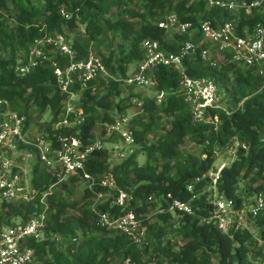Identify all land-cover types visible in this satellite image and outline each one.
<instances>
[{
    "label": "trees",
    "instance_id": "1",
    "mask_svg": "<svg viewBox=\"0 0 264 264\" xmlns=\"http://www.w3.org/2000/svg\"><path fill=\"white\" fill-rule=\"evenodd\" d=\"M35 1L42 2L43 8L38 7ZM61 8L71 13L70 19L65 20L62 17ZM0 9L4 11L0 10V51L7 52L0 56V99H7L11 109L26 116L25 130L28 128L33 106L38 107L39 113L51 111L50 119L40 127L42 133L48 134L52 133L51 127L58 121L60 102L65 97L57 87L52 67L40 65L23 76L14 70L17 53L21 49L26 51L34 39L44 33L62 32L64 27L72 31L81 25L84 34L71 39L76 51L75 59L79 60L88 54L93 45L99 44L103 36L111 32L113 37L122 39V43L118 45L120 56L115 61V66L111 64L112 53L106 60L102 59L112 74L125 78L129 65H135L143 57L141 43L145 38L155 39L161 49L175 53L179 52L181 43L189 38L187 34L179 35L158 27L153 18L175 13L180 21H190L196 26L200 20L208 19L216 24L234 17L233 13L226 10L206 8L203 0H0ZM5 15L13 18L14 27L4 22ZM263 19L264 12L255 9L250 13L241 11L236 19L237 29L242 33V28L246 26L251 31L255 23ZM192 38L199 39L197 35ZM203 45L208 46L207 43ZM199 50L184 59L186 71L192 76L210 78L217 85L219 93L222 89L235 104H241L240 107L232 109L230 114L222 109H212L211 114L218 116L221 125L219 128L212 122L195 125L191 121L190 109L179 97L178 72L170 67H157L152 81L157 91L164 93V97L160 103L155 99L143 98L141 105L150 120L145 122L132 118L131 125L134 129L135 145L147 143V134L155 128V118L167 119L164 134L144 145L147 158L141 165L137 163L135 151L114 165L108 163L109 153L106 147L93 153L94 156L86 163V170L98 177L94 192L111 194L94 209L98 212L108 211L114 216L131 209L146 226L145 239H149L150 233L160 238L164 233L154 223H149V217L141 215L147 212L148 205L165 208L167 194L182 201H188L194 196L193 214L177 212L181 217L176 229L182 238L181 244H177L178 249L170 245L156 247L160 257L154 264H212L214 256L216 264H253L247 255L253 248L248 230L231 231L227 235L217 229L212 219L209 222L203 221L212 216L214 209L206 191L210 180L204 175L213 165L216 147L224 146L234 139L241 141L246 149H240L237 158L222 168L216 189L233 200L235 207H239L243 198L238 191V183L240 179L248 178L249 184L242 193L249 194L254 191L261 192L264 196V77L255 74L252 69L235 65L228 52L224 53L223 61L217 65L203 62L199 57ZM53 56L61 65L66 62V58ZM96 86L104 89V92L101 94L95 91ZM120 86L121 81L114 80L108 83L104 80L90 82L88 88L82 92L79 102L83 121L71 127L60 126L55 131L74 135L84 143L95 139L94 128L97 122H112L114 118L109 111L114 110L120 115L125 112L131 100L132 95L120 97ZM97 110H102V114ZM187 138L195 143L205 141L204 157L188 155L177 159ZM106 172L112 173L115 188L99 184V177ZM252 173L253 176H249ZM198 176L201 181L194 183L192 191H189L187 185ZM78 178L80 177L76 175L71 176L72 181ZM58 180L56 172L41 168L39 162L35 163L30 184L38 191L39 197ZM118 189L126 191L132 197L124 210L112 204ZM94 192L85 189L87 196L94 197ZM149 196H152V201L148 200ZM47 202L49 209H45L39 201L36 205L3 203L0 207V227L11 224L12 219L18 217L26 218L29 214L45 212L44 238L27 242L42 264L152 262L151 256L146 257L148 242L144 247H138L119 232L114 235L89 237L63 251L58 246L64 245L66 239L76 240L79 235L88 237L89 231L105 228L96 223L97 214L87 206L81 207L80 217L73 221L64 216L66 209L76 203H68L55 193L47 195ZM170 214L169 211L156 212V216L168 224ZM254 219L260 228V237L264 240V210ZM56 237H62V240L59 238L60 241H55ZM46 256L51 259L45 258Z\"/></svg>",
    "mask_w": 264,
    "mask_h": 264
},
{
    "label": "built area",
    "instance_id": "2",
    "mask_svg": "<svg viewBox=\"0 0 264 264\" xmlns=\"http://www.w3.org/2000/svg\"><path fill=\"white\" fill-rule=\"evenodd\" d=\"M206 8H219L234 14L233 18L224 19L222 22L213 24L211 20H200L194 26L190 21H180L175 13H169L158 20L156 24L167 31H174L179 35H188L181 43L179 52H169L160 48L159 42L152 38H145L141 47L143 57L136 62L132 71L126 73V77L119 79L125 84H136L148 86L152 81L154 70L159 66L170 67L178 72L179 88L178 93L181 100L190 109L191 121L195 125L215 123L217 115H212V109H222L220 105V93L217 85L204 76H192L185 68L184 59L193 56L198 49L199 57L203 62L216 65L217 59L208 53L207 43L215 46L218 53L228 52L230 60L238 67L252 69L259 76L264 77V19L255 23L250 31L246 26L242 33L237 29L236 19L241 11L250 13L253 9L264 12V0H203ZM60 14L65 20L71 18V13L65 8L60 9ZM198 36V40L195 36ZM194 37L195 39H193ZM71 36L64 32L44 33L29 44L23 60L17 62L14 70L18 75H26L35 67L50 65L56 79L57 87L61 94H65L60 102L58 121L52 125L51 134L41 131L29 132L25 130L26 116L20 115L11 109L7 99H0V206L3 203H31L36 205L39 201L45 209L49 208L45 191L38 196V191L27 183L25 177L14 169L11 160L4 156V150L16 149L22 145L34 149L36 162L41 168L60 175H76L87 183V188L94 192L97 182V175L86 170V163L94 155L96 150L103 149L105 142L101 138L91 139L84 143L80 138L56 132L60 127H71L83 121V114L78 104H75L76 96L88 88L89 83L99 80L113 78L104 60L95 54L91 49L88 54L79 60L75 59L76 51L72 46ZM58 55L66 58L61 65L53 56ZM164 97L159 92L155 98L160 103ZM227 112V111H226ZM228 113V112H227ZM113 116L112 122H100L101 132L107 136L120 139L123 144L129 147L126 153L119 150L114 144L112 150L117 159H125L134 152L135 136L131 125L132 115L125 111ZM56 144V146H54ZM229 144V143H228ZM221 148H228L231 155H235L240 149H246V145L238 140L231 141L230 145ZM23 146V147H24ZM108 152L110 148H107ZM215 153V152H214ZM225 164L210 168L204 175L210 180L208 187L216 189V182ZM201 177H196L187 185L192 191L194 183L200 182ZM99 184L107 188H115V180L110 172L99 177ZM50 186L49 188H51ZM48 188V189H49ZM217 190V189H216ZM97 201L103 197V192H94ZM191 197L188 201L174 198L171 194L166 196V207L158 206L157 212L169 211L181 214H193L194 204ZM132 197L124 190L118 189L112 204L121 207L123 210L129 205ZM152 201V196L148 197ZM2 203V204H1ZM211 203V201H210ZM212 216L217 229L224 234L247 229V218L256 217L264 210V196L261 192H255L253 200L239 207L234 206L231 199L226 198L222 193L217 194L214 202ZM93 210L97 214V224L101 227L114 230L127 236L138 247H144L146 226L137 218L133 210L127 209L119 215H112L108 211ZM45 212L29 214L26 218H15L11 224L0 227V264H38L35 251L28 245L29 240H40L44 238L46 227ZM264 264V258L260 262Z\"/></svg>",
    "mask_w": 264,
    "mask_h": 264
},
{
    "label": "rangeland",
    "instance_id": "3",
    "mask_svg": "<svg viewBox=\"0 0 264 264\" xmlns=\"http://www.w3.org/2000/svg\"><path fill=\"white\" fill-rule=\"evenodd\" d=\"M38 7L41 9L43 8V4L40 1H35L34 2ZM3 11L2 9H0ZM4 12V11H3ZM166 14V13H165ZM168 14V13H167ZM165 16V15H163ZM162 15H159L156 18H153V22H157L158 20L163 17ZM4 22L10 24L12 27L15 26V22L13 18L9 15H5L4 17ZM138 27V26H137ZM65 34L70 35L71 38H73L76 35H83V27L81 25H78L74 30L70 31L66 27L63 28V31ZM174 34V33H173ZM175 35V34H174ZM173 37V35L171 34ZM122 43V39L118 37H113L111 32H108L107 36H103L101 39V42L99 44H96L95 46L93 45V48L91 49L95 54L99 55L102 57L104 60L109 58L110 53H112V65H116L115 61L119 58V52H118V45ZM208 53L211 57H215L217 59V63H220L223 61L224 57L222 54L218 53L216 50L215 46H210L208 44L207 46ZM7 52L1 50L0 51V56L5 55ZM26 51L21 49L17 53V62L23 60L25 57ZM225 56V55H224ZM134 64L129 65L128 72L130 73L133 69ZM112 76L116 79L114 80L113 78H108L105 82L108 83L110 80L118 81L119 79H122L119 74H112ZM121 89L122 93L120 97H126L127 95H132L131 100L129 104L126 107L127 112H129L132 115V118H139L142 121H149L150 116L145 113L141 103L143 98H150V99H155L157 94L159 93L156 89L155 83H150L148 86H140L136 84H125L123 80H121ZM95 91H99V93H103L104 89H100L99 86L94 87ZM220 105L226 109L228 114H230L232 109H236L237 107H240L241 104H235L233 100L231 99L230 95L222 89L220 90ZM80 97L81 94L76 96L75 98V104L79 105L80 102ZM31 118L29 121V134H35L37 130L40 131V127L42 124H45L51 117V111L46 110L44 113H39L38 107L33 106L31 109ZM99 114H102V110H97ZM112 115H115V117L118 115V113H115L114 110L109 111ZM166 118L162 117L160 119L155 118L154 119V125L155 128H153L152 131H150L147 134V143H152L155 139H157L159 136L164 134L165 130V123H166ZM100 123V122H99ZM97 122L95 128H94V133L96 134L95 138H101L105 142V147L110 148L109 150V159L108 163L110 165H114L116 163H119L121 160L117 159L115 156L114 150H112V147L114 144H117L119 146V150L121 152L126 153L129 149L128 146L123 144V142L118 139L111 136H107L105 134H101V126ZM216 128H219L220 122L219 120L214 123ZM205 142V141H204ZM204 142L203 143H195L191 141L190 139H186L184 144L181 146V157H186L188 155H193L195 157H204L205 154H203L204 149ZM147 143H142V145H134V151L137 153V163L138 165H141L145 162L146 160V153L143 150L144 145ZM231 144V141L229 142L228 145ZM222 147V146H221ZM221 147H216L215 148V153L213 154L214 157V162L212 165V168L218 167L221 164L225 165H230L231 162L237 158V153L235 155L230 154V150L228 148H221ZM140 148V149H139ZM4 156L11 160L14 164V169L16 172H19L20 175L25 177V180L27 183H30L33 167L36 163V153L33 148L29 147H23L20 146L16 149H8L4 150ZM254 173L250 174L249 176H253ZM61 176V179H59L55 184L51 185L52 187L47 190L49 193H55L56 195L62 197L64 200H66L68 203L74 202L76 203L74 206H69L66 209V215L64 218H69L73 221H76L77 218L80 217L81 213V207L87 206L90 209H93L94 204L97 206L101 201H103L107 196H110V193H107L106 195H103V197L97 201V198L87 196L85 194V189L87 188V183L82 179L78 178L75 181L71 180V176L73 175H68L64 174ZM258 180H260L258 178ZM249 184L248 178H243L239 180L238 183V191L241 194L243 201L245 205H247L249 202L253 200V196L255 194L254 191L250 192L249 194H244L242 193V190L246 188ZM206 191H208V199L212 202H214L216 195L220 194V192L216 189H212L211 187H207ZM2 204V203H1ZM49 204V203H48ZM2 207V206H0ZM49 209V208H47ZM158 210V206L153 207L152 205H148L147 212L142 213L141 215H145L146 217H149V223H154L156 225V228L159 231H162L164 235L160 238H156L155 234L150 233L149 239H145V242L149 243V250L146 254L147 256H151L152 262L149 264H154V261H156L160 256L158 254V251L155 250L156 247L163 248L166 245L172 246L174 249H178V245L181 244L182 238L180 234L177 232V224L180 221V216L171 213L170 214V223H164L161 221L157 216L156 212ZM255 218V217H254ZM253 217L247 218V229L250 232L251 236L249 241L251 242V245L253 248H251V251L248 252V258L249 261L253 264L261 262V260L264 258V240L260 237L259 234V227L255 224V219ZM15 220V219H14ZM12 219V221H14ZM205 222H209V219L203 220ZM116 231L114 230H98V231H89L88 237L86 236H80L77 237L76 240L73 239H66L64 242H66L64 245H57L58 248H62L63 251L68 250L71 247L76 246V244H79L80 242L86 240L87 238H92V237H100V236H106V235H114ZM146 236H147V231H146ZM62 240V237H56L55 241H60ZM178 244V245H177ZM45 258L51 259L50 256H46ZM38 264H42L40 260H38ZM212 264H216V256L212 259Z\"/></svg>",
    "mask_w": 264,
    "mask_h": 264
}]
</instances>
